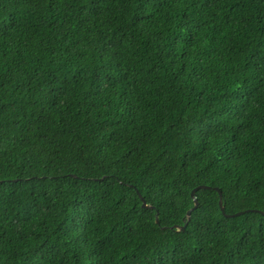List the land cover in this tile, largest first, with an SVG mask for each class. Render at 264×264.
<instances>
[{
	"label": "trees",
	"instance_id": "trees-1",
	"mask_svg": "<svg viewBox=\"0 0 264 264\" xmlns=\"http://www.w3.org/2000/svg\"><path fill=\"white\" fill-rule=\"evenodd\" d=\"M0 264H264V0H0Z\"/></svg>",
	"mask_w": 264,
	"mask_h": 264
},
{
	"label": "water",
	"instance_id": "water-1",
	"mask_svg": "<svg viewBox=\"0 0 264 264\" xmlns=\"http://www.w3.org/2000/svg\"><path fill=\"white\" fill-rule=\"evenodd\" d=\"M205 188H207V187H205V186H200V187H198L197 189H195V190H193V192H192V197H193V199H194V201H195V207H194V209H192V210H190L189 212H188V215H187V217H188V220H190L191 219V215H192V212L198 207V200H197V197H196V191L197 190H199V189H205ZM140 197H141V199H142V201H143V207L144 208H152V207H149L148 206V204H147V202L144 200V198L140 195ZM219 204H220V207H221V210L223 211V213H225V207H224V205H223V197H222V194L220 193V201H219ZM241 214H243V213H238V214H236V215H231V216H228V217H235V216H240ZM157 223H159V220L157 219ZM178 227V229L179 230H184L185 229V227H179V226H177Z\"/></svg>",
	"mask_w": 264,
	"mask_h": 264
}]
</instances>
